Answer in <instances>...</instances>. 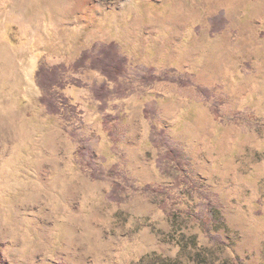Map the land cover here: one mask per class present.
Here are the masks:
<instances>
[{"label":"rangeland","instance_id":"obj_1","mask_svg":"<svg viewBox=\"0 0 264 264\" xmlns=\"http://www.w3.org/2000/svg\"><path fill=\"white\" fill-rule=\"evenodd\" d=\"M110 42L124 90L101 104L70 66ZM40 62L78 113H46ZM0 264H264V0H0Z\"/></svg>","mask_w":264,"mask_h":264},{"label":"trees","instance_id":"obj_2","mask_svg":"<svg viewBox=\"0 0 264 264\" xmlns=\"http://www.w3.org/2000/svg\"><path fill=\"white\" fill-rule=\"evenodd\" d=\"M211 31L217 32L225 24V18L222 15L213 17L211 20ZM126 58L118 53L117 47L113 42L107 44H99L91 48L90 51L85 50L80 53L79 57L70 66L71 70L77 72L81 68H88L99 72L106 79V83L112 82L114 86L108 88L107 84L104 83L98 87H95L93 94L96 100L101 104L113 97H121L123 95V86L118 83V78H121L125 73L126 68ZM67 67L63 64L53 65L50 67L45 66L42 62L38 64V68L35 72L36 85L41 90V96L39 97V102L44 106L47 114L50 115H62L64 117L74 115L77 112L76 107L69 103V100L59 93L63 90L68 83L75 84L77 82L70 81L66 82L63 78V74L67 71ZM141 81L147 86L160 80H167L166 74L156 76L149 69L144 75L141 76ZM201 92L206 96L210 97V92L206 88H202ZM213 113L216 114V106L212 109ZM111 119L106 116L103 120L104 125ZM159 133H163L159 131ZM153 138V136H152ZM165 145V143H164ZM77 157L83 161L82 163L91 169V177L99 179L102 172L94 167L93 157L90 153V148L84 144H80L76 149ZM181 153L175 148L166 147L164 154L160 158V162L166 163L167 165L178 164L175 162L181 158ZM175 162V163H174ZM110 178L117 176V171L115 166H112L107 172ZM124 189L120 184H112L110 192L107 194V198L113 201H117L119 196L123 193ZM144 193H153L155 190H150L148 187L142 189Z\"/></svg>","mask_w":264,"mask_h":264},{"label":"bare ground","instance_id":"obj_3","mask_svg":"<svg viewBox=\"0 0 264 264\" xmlns=\"http://www.w3.org/2000/svg\"><path fill=\"white\" fill-rule=\"evenodd\" d=\"M31 77V76H30Z\"/></svg>","mask_w":264,"mask_h":264}]
</instances>
